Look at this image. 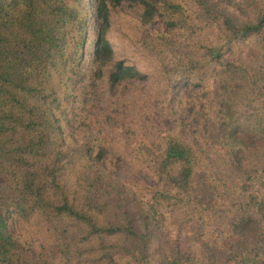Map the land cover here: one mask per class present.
I'll list each match as a JSON object with an SVG mask.
<instances>
[{
	"label": "trees",
	"instance_id": "obj_1",
	"mask_svg": "<svg viewBox=\"0 0 264 264\" xmlns=\"http://www.w3.org/2000/svg\"><path fill=\"white\" fill-rule=\"evenodd\" d=\"M95 1L90 42L82 0H0V264H36L1 231L9 220L42 234L43 264H214L210 250L228 223L264 219V0L242 25L216 0ZM128 2L141 6L145 22L162 20L168 33L146 32L139 50L174 99V88L195 91L205 125L198 145L182 128L162 133L157 150L139 145L135 158L153 178L148 190L110 168L106 146L73 138V121L58 113L60 90L73 101L69 84L91 52L100 61L89 72L94 85L105 76L112 87L147 78L127 58L105 68L114 52L109 7ZM68 30L77 32L71 51ZM225 68L243 75L254 95L258 136L248 151L244 139V148L236 145L239 126L224 136L216 128ZM228 262L264 264V226Z\"/></svg>",
	"mask_w": 264,
	"mask_h": 264
},
{
	"label": "rangeland",
	"instance_id": "obj_2",
	"mask_svg": "<svg viewBox=\"0 0 264 264\" xmlns=\"http://www.w3.org/2000/svg\"><path fill=\"white\" fill-rule=\"evenodd\" d=\"M216 1L219 5L227 6L229 16L238 25L256 17L261 3V0ZM95 2L82 0L79 5L82 13L89 14L90 42L96 38L93 25ZM109 9L107 36L108 44L114 48V52L111 59L105 63V68L111 67L119 59L127 58L129 62L137 63L139 71L147 78L127 80L112 87L108 76H105L98 79L94 85L88 80L93 74L89 72L93 71V67L100 61L91 52L84 55L81 65L75 69L72 83L69 84L72 95H76L73 101H64V93L60 90L63 99L58 106V113L64 119L73 121V138L83 136L106 146L107 153L114 159L112 163L111 160L108 162L110 168L125 180L135 181L148 190L153 184V178L135 158L139 145L146 144L157 150L156 145L162 133L181 128L190 143L198 145L205 137L204 117L195 91L184 87L174 88L173 92L178 93L177 100L174 99L173 94L167 90L165 79L157 70L156 64L143 56L139 50L138 42L146 32L168 33L162 20L154 16L149 22H145L141 16V6L129 2L114 10L111 6ZM76 34L74 30L67 32L69 51L72 50ZM89 48L91 51L93 46L89 45ZM217 84L214 94V110L217 111V116L214 120L218 134L230 135L231 130L239 126L235 136L238 140L236 145L244 148L245 144L248 146L245 151H248L258 136L255 134L254 95L243 75L226 68L217 77ZM190 102L192 112L199 110V113L192 115L189 112ZM85 124L90 126L88 131L82 129ZM243 126L249 127L244 129ZM240 138L244 139V144L240 143ZM210 172L215 174L214 170ZM263 226L264 219H256L239 227L228 223L224 236L218 238V243L210 250L214 264H229V257L250 250ZM211 227L214 225L211 224ZM1 231L8 236L10 234L15 243L18 242V246L26 249L34 263H44L39 255L43 247L40 232H30L23 225L17 227L11 220L5 227L2 225ZM190 235L196 236V230H191Z\"/></svg>",
	"mask_w": 264,
	"mask_h": 264
}]
</instances>
